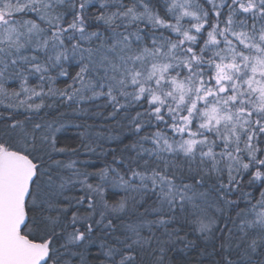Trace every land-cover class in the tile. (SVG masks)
Wrapping results in <instances>:
<instances>
[{
    "label": "snow or ice",
    "instance_id": "snow-or-ice-1",
    "mask_svg": "<svg viewBox=\"0 0 264 264\" xmlns=\"http://www.w3.org/2000/svg\"><path fill=\"white\" fill-rule=\"evenodd\" d=\"M194 248L264 264V0H0V264Z\"/></svg>",
    "mask_w": 264,
    "mask_h": 264
},
{
    "label": "trees",
    "instance_id": "trees-1",
    "mask_svg": "<svg viewBox=\"0 0 264 264\" xmlns=\"http://www.w3.org/2000/svg\"><path fill=\"white\" fill-rule=\"evenodd\" d=\"M159 4L162 5L164 3V0H158ZM223 27V25H221ZM165 35H168V33L166 32ZM95 103H98L100 105H103V100H99L96 101ZM111 109H105L103 107L97 109V108H92L91 111L92 112H96L99 111L101 113V115L99 116H91L89 115L88 117H85L84 119L87 120V122L89 124H93L94 125V129L96 131H100V132H104L105 134H107L109 132V128L107 126L111 125L113 127H115V120L113 118H108L107 117V113L108 111H110ZM116 119H119V117H117ZM115 134V133H113ZM70 135V134H69ZM125 143H127V138H125L124 140ZM102 144H104L105 148L108 147H115L116 143L115 142H105V141H101ZM73 147H75L76 145L73 144ZM74 159H78V161H83V160H91L93 162V165H90L88 170L89 171H94L96 168H100L104 166L105 163V157L101 154V150L98 148L97 149V153L96 154H84L81 155L80 157H74ZM107 160L110 161L111 160V156L109 155L107 157ZM247 179V178H246ZM246 191H253L252 188H246ZM72 194H81V193H72ZM233 199H235L236 197H232ZM220 227H224L223 224L220 225ZM185 233H187L188 239L190 240H196L197 236H199V233H193L191 230V226L186 227L185 231L181 233V235H184ZM197 244L200 247H204L205 246V241L203 240H199L197 241ZM211 242H208V252H212V248H211ZM180 247H183L182 245ZM170 257L174 258L175 260H182L185 262V264H196V261L198 259H201L202 257L199 254V248H194L191 250L186 251L185 253H181L178 251H173L171 253H169ZM203 259L205 261H207L208 259H210L209 257H203Z\"/></svg>",
    "mask_w": 264,
    "mask_h": 264
},
{
    "label": "rangeland",
    "instance_id": "rangeland-1",
    "mask_svg": "<svg viewBox=\"0 0 264 264\" xmlns=\"http://www.w3.org/2000/svg\"><path fill=\"white\" fill-rule=\"evenodd\" d=\"M173 39H175V35L173 34Z\"/></svg>",
    "mask_w": 264,
    "mask_h": 264
}]
</instances>
